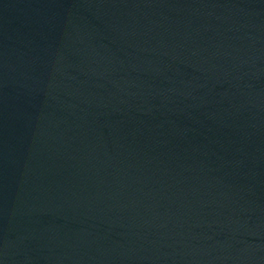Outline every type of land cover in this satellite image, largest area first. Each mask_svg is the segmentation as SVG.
I'll return each instance as SVG.
<instances>
[{
	"label": "water",
	"instance_id": "obj_1",
	"mask_svg": "<svg viewBox=\"0 0 264 264\" xmlns=\"http://www.w3.org/2000/svg\"><path fill=\"white\" fill-rule=\"evenodd\" d=\"M0 264H264V0H0Z\"/></svg>",
	"mask_w": 264,
	"mask_h": 264
}]
</instances>
